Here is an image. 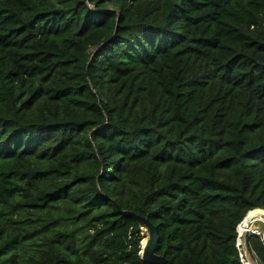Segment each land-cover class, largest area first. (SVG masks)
I'll return each mask as SVG.
<instances>
[{"label":"trees","instance_id":"16d2710c","mask_svg":"<svg viewBox=\"0 0 264 264\" xmlns=\"http://www.w3.org/2000/svg\"><path fill=\"white\" fill-rule=\"evenodd\" d=\"M255 208L264 0H0V264H145L120 211L166 264H241Z\"/></svg>","mask_w":264,"mask_h":264},{"label":"water","instance_id":"95a60500","mask_svg":"<svg viewBox=\"0 0 264 264\" xmlns=\"http://www.w3.org/2000/svg\"><path fill=\"white\" fill-rule=\"evenodd\" d=\"M122 215L130 216L139 221L142 225V228L145 227L146 232V243L144 246L141 245L140 241V258L145 264H166L165 257L163 255H158L156 253L158 247V234L156 227L151 223L148 217H142L136 215L130 211H120ZM256 215L261 216L264 219V209L255 208L247 213L245 218L251 217V221H253ZM244 218V219H245ZM244 221V220H243ZM142 240V239H141Z\"/></svg>","mask_w":264,"mask_h":264},{"label":"built area","instance_id":"2783aa9c","mask_svg":"<svg viewBox=\"0 0 264 264\" xmlns=\"http://www.w3.org/2000/svg\"><path fill=\"white\" fill-rule=\"evenodd\" d=\"M260 218L262 219V222L264 221V219L260 216ZM254 221H259V220H254ZM250 222L248 224L247 227L249 228H245L244 231H242V233H239L238 228L239 226L243 223V221L237 226L236 228V248L238 251V256L240 258V262L241 264H255L256 263V259L253 253H249L245 244V239L247 237V235L249 234H253L255 236H258L261 238V240L264 242V232L259 231V229L257 227L253 226V222Z\"/></svg>","mask_w":264,"mask_h":264},{"label":"rangeland","instance_id":"374dc122","mask_svg":"<svg viewBox=\"0 0 264 264\" xmlns=\"http://www.w3.org/2000/svg\"><path fill=\"white\" fill-rule=\"evenodd\" d=\"M252 224H253L254 227H257L259 229V231H261V232L263 231L264 232V221L263 222H261V221H254ZM144 229H145V227L144 228H141V232L143 234V238L146 236V232H145ZM255 264H257V261H256Z\"/></svg>","mask_w":264,"mask_h":264},{"label":"bare ground","instance_id":"6f19581e","mask_svg":"<svg viewBox=\"0 0 264 264\" xmlns=\"http://www.w3.org/2000/svg\"><path fill=\"white\" fill-rule=\"evenodd\" d=\"M246 219H248V220H247V222H246V224H245V226H244V229H245V228L248 226V224L250 223V221H251V220H250L251 217H247V218H245L244 221H245ZM254 220H259V221L262 222V219L260 218L259 215H256V216L254 217L253 221H254ZM244 221H243V222H244ZM247 228H249V227H247ZM145 243H146V241H145ZM144 245H145V244H144ZM144 245H143V246H144Z\"/></svg>","mask_w":264,"mask_h":264}]
</instances>
